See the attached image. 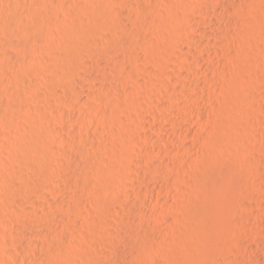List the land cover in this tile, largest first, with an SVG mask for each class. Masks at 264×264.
<instances>
[{
  "label": "rangeland",
  "instance_id": "374dc122",
  "mask_svg": "<svg viewBox=\"0 0 264 264\" xmlns=\"http://www.w3.org/2000/svg\"><path fill=\"white\" fill-rule=\"evenodd\" d=\"M8 1L0 264H264V0Z\"/></svg>",
  "mask_w": 264,
  "mask_h": 264
},
{
  "label": "bare ground",
  "instance_id": "6f19581e",
  "mask_svg": "<svg viewBox=\"0 0 264 264\" xmlns=\"http://www.w3.org/2000/svg\"><path fill=\"white\" fill-rule=\"evenodd\" d=\"M1 1H2V0H1ZM13 1H14V0H13ZM16 1H18V0H16ZM16 1H15V2H16ZM19 1H20V0H19ZM19 1H18V2H19ZM49 1H50V0H49ZM7 2H9V1L7 0ZM15 2H14V3H15ZM10 3H11V2H10ZM46 3L49 4V2H46ZM2 4H3V3H2ZM12 4H13V2H12ZM48 4H46V6H47ZM10 5H11V4H10ZM10 5H9V7H10ZM14 5H15V4H14ZM16 5H18V4H16ZM24 5H25V4H24ZM52 5H53V4H52ZM5 7H6V6H5ZM11 7H12V6H11ZM19 7H20V6H19ZM21 7H22V6H21ZM16 8H18V7H16ZM47 8H48V7H47ZM10 9H11V8H10ZM14 9H15V8H14ZM21 9H22V8H21ZM52 9H53V8H52ZM1 10H3V9H1ZM16 10H17V9H16ZM18 10H19V9H18ZM4 11H5V10H4ZM20 11H21V10H20ZM0 12H1V11H0ZM21 12H22V11H21ZM33 12H34V11H33ZM16 13H17V12H16ZM50 13H51V11H50ZM113 13H114V12H113ZM51 14H52V13H51ZM89 14H90V13H89ZM2 15H3V14H2ZM2 15H1V17H3ZM6 15H8V13H7ZM39 15H40V14H39ZM47 15H48V14H47ZM105 15H107V14H105ZM109 15H110V14H108V18H110L113 14H112L110 17H109ZM19 16H20V15H19ZM23 16H25V15H23ZM113 16H114V15H113ZM115 16H117V15L115 14ZM120 16L122 17V15H120ZM9 17H10V16H9ZM14 17H15V16H14ZM34 17H35V16H34ZM37 17L39 18V16H37ZM41 17H44V16H41ZM46 17H47V16H46ZM82 17H83V16H82ZM6 18H8V17H6ZM21 18H22V17H21ZM49 18H50V17H49ZM94 18H95V17H94ZM114 18H116V17H114ZM123 18H125V17H123ZM2 19H3V18H2ZM10 19L12 20V18H10ZM15 19H18V21H19L20 18H15ZM24 19H27V18L25 17ZM31 19H32V18H31ZM103 19H104V18H102V20H103ZM5 20H6V19H5ZM8 20H9V19H8ZM13 20H14V19H13ZM36 20H37V19H36ZM41 20H42V19H41ZM44 20H45V19H44ZM48 20H49V19H48ZM102 20H101V21H102ZM112 20H113V19H112ZM115 20H116V19H114V21H115ZM117 20H118V18H117ZM125 20H126V19H125ZM129 20H130V19H129ZM21 21H22V20H21ZM24 21H25V20H24ZM32 21H33V20H32ZM37 21H38V20H37ZM96 21H97V20H96ZM101 21H100V22H101ZM107 21H108V19L106 20V22H107ZM109 21H110V20H109ZM118 21H119V20H118ZM118 21H117V22H118ZM2 22H3V21H2ZM11 22H12V21H11ZM13 22H14V21H13ZM28 22H29V21H28ZM34 22H35V20H34ZM44 22H45V21H44ZM92 22H93V21H92ZM98 22H99V20H98ZM112 22H113V21H112ZM117 22H116V23H117ZM120 22H122V21H120ZM124 22H125V21H124ZM9 23H10V22H9ZM30 23H31V22H30ZM108 23H109V22H108ZM1 24H2V23H1ZM15 24H18V23H15ZM21 24H22V23H21ZM24 24H25V23H24ZM109 24H110V23H109ZM111 24H112V23H111ZM27 25H28V24H27ZM29 25H30V24H29ZM29 25H28V26H29ZM46 25H47V24H46ZM88 25H89V24H87V26H88ZM115 25H116V24H115ZM115 25H114V27H116ZM117 25H119V23H117ZM121 25H122V24H121ZM121 25L118 26L119 29L122 28V27H124V26H127V25H125V23H124V26H121ZM89 26H91V25H89ZM89 26H88V27H89ZM95 26H96V25H95ZM104 26L107 27V23H106V25L104 24ZM104 26H103V27H104ZM39 27H40V26H39ZM53 27H54V26H53ZM91 27H92V26H91ZM105 27H104V28H105ZM2 28H3V27H2ZM4 28H5V27H4ZM18 28H19V27H18ZM25 28H26V26H25ZM28 28H29V27H28ZM28 28H27L26 30H28ZM30 28H31V27H30ZM32 28H34V27H32ZM15 29H17V28H15ZM23 29H24V27H23ZM122 29H123V28H122ZM3 30H4V29H3ZM33 30H34V29H33ZM91 30H92V29H91ZM97 30H98V29H97ZM97 30H95V31H97ZM112 30H113V29H112ZM134 30H135V28H134ZM10 31H11V30H10ZM21 31H22V30H20V32H21ZM48 31H49V30H48ZM98 31H99V30H98ZM100 31L102 32L101 29H100ZM105 31H106V30H105ZM116 31H117V30H116ZM6 32H7V31H6ZM136 32H137V31H136ZM3 33H4V31H3ZM17 33H18V32H17ZM23 33H24V31H23ZM94 33H95V32H94ZM94 33H93V34H94ZM10 34H11V32H10ZM90 34H91V33H90ZM95 34H96V33H95ZM14 35H15V34H14ZM88 35H89V33H88ZM2 36H3V35H2ZM31 36H33V35H31ZM36 36H37V35H36ZM36 36H35V37H36ZM109 36H110V35H109ZM9 37H10V36H9ZM9 37H8V38H9ZM11 37H13V38H11V39H14V36H11ZM89 37H90V36H89ZM97 37H98V36H97ZM132 37H133V36H132ZM136 37H137V35H136ZM38 38H39V37H38ZM86 38H87V37H86ZM91 38H92V37H91ZM93 39H94V38H93ZM93 39H92V40H93ZM108 39H109V38H108ZM3 40H4V39H3ZM9 40H10V39H9ZM92 40H91V41H92ZM2 42H3V41H2ZM8 42H9V41H8ZM10 42H11V41H10ZM93 42H94V40H93ZM98 42H100V41H98ZM142 42H143V41H142ZM89 43H90V42H89ZM4 44H5V43H4ZM13 44H14V43H13ZM13 44H12V45H13ZM17 44H18V43H17ZM20 44H21V42H20ZM96 44H97V43H96ZM98 44H99V43H98ZM10 45H11V44H10ZM15 45H16V44H15ZM23 45H24V44H23ZM73 45H74V44H73ZM143 45H144V43H143ZM6 46H7V45H6ZM13 46H14V45H13ZM13 46H12V47H13ZM19 46H20V45H19ZM141 46H142V45H141ZM17 47H18V46H17ZM73 47H75V46H73ZM79 47H80V46H79ZM3 48H4V47H3ZM7 48H8V47H7ZM9 48H10V47H9ZM19 48H21V47H19ZM19 48H18V50H19ZM96 48H97V47H96ZM24 49H25V47H24ZM24 49H23V52H24ZM73 49H74V48H73ZM82 49H83V48H81V50H82ZM121 49H122V48H121ZM4 50H5V49H4ZM7 50H8V49H7ZM9 50H10V49H9ZM64 50H65V49H64ZM74 50H75V49H74ZM74 50H73V51H74ZM73 51L70 50V52H73ZM78 51H80V50H78ZM87 51H88V50H87ZM91 51H92V50H91ZM4 52H5V51H4ZM8 52H9V51H8ZM8 52H7V53H8ZM12 52H13V50H12ZM16 52H17V48H16ZM18 52H19V51H18ZM20 52L22 53V51H20ZM75 52H77V51L75 50L74 53H75ZM89 52H90V50H89ZM1 53H2V52H1ZM66 53H67V51H66ZM66 53H64V54H66ZM68 53H69V52H68ZM68 53H67V54H68ZM95 53H96V51H95ZM5 54H6V53H5ZM8 54H9V53H8ZM12 54H13V53H12ZM14 54H15V53H14ZM19 54H20V53H19ZM70 54L72 55V58H73V54H72V53H70ZM70 54H69V55H70ZM2 55H3V53H2ZM69 55H67V58H68ZM9 56H11V55L9 54ZM9 56H7V54H6L5 57H9ZM76 56H77V54H76ZM2 57H3V56H2ZM23 57H24V56H23ZM74 57H75V56H74ZM65 58H66V57H65ZM40 59H41V58H40ZM79 59H80V56H79V58H78V62L81 61V60H79ZM19 60H20V58H19ZM64 60H65V59H64ZM68 60H69V59H68ZM74 60H75V59L73 58V60H70V61L73 62ZM76 60H77V58H76ZM6 61H7V60H6ZM6 61H5V62H6ZM21 61H22V59H21ZM40 61H41V60H40ZM0 62H1V61H0ZM62 62H63V61H62ZM64 62H65V61H64ZM75 62H76V61H75ZM75 62H74V63H75ZM3 63H4V62H3ZM3 63H2V65H3ZM74 63H71V64L74 65ZM7 64H8V63H7ZM42 64H43V63H42ZM68 64H69V63H68ZM83 64H84V63H83ZM83 64H82V65H83ZM8 65H9V64H8ZM10 65H11V64H10ZM76 65H77V64H76ZM79 65H81V63H80ZM12 66H13V65H12ZM12 66H11V67H12ZM69 66L72 67V65H69ZM69 66H67V64H66V66H64V67H69ZM7 67H8V66H7ZM74 67H75V65H74ZM65 69H66V68H65ZM74 69H75V68H74ZM9 70H11V68H10ZM68 71H69V70H68ZM68 71H67V72L65 71V72H66V73H69ZM73 71H74V70H73ZM73 71H71V73H73ZM12 72H13V71H12ZM66 73H65V75H66ZM74 73H75V72H74ZM30 85H31V84H30ZM31 86H32V85H31ZM31 88H32V87H31ZM33 88H34V87H33ZM33 90H34V89H33ZM17 93H18V92H17ZM12 122H13V121H12ZM7 123H8V122H7ZM14 127H15V125H14ZM36 139H37V138H36ZM33 141H34V140H33ZM29 142H30V141H29ZM33 143H34V142H33ZM25 144H26V143H25ZM18 145H19V144H18ZM27 146H29V145H27ZM20 147H21V146H20ZM25 147H26V145H25ZM37 147H38V146H37ZM19 149H20V148H19ZM30 149H31V148H30ZM33 151H34V150H33ZM37 152H39V151H37ZM41 152H43V151H41ZM23 153H24V152H23ZM27 153H28V152H27ZM23 155H24V154H23ZM40 155H41V154H40ZM46 155H47V154H46ZM28 156H29V154H28ZM33 156H34V155H33ZM41 156H42V155H41ZM44 156H45V155H44ZM30 157H31V156H30ZM35 157H36V156H35ZM33 158H34V157H33ZM37 158H38V156H37ZM27 159H28V158H27ZM34 159H35V158H34ZM41 160H42V159H41ZM47 162H48V161H47ZM29 163H30V162H29ZM5 164H6V163H5ZM26 164H27V163H26ZM52 164H53V163H52ZM35 165H36V164H35V162H34V166H35ZM37 165H38V163H37ZM28 166H29V165H28ZM6 167H7V166H6ZM34 168H35V167H34ZM37 168H38V167H37ZM37 168H36V169H37ZM32 169H33V167H32ZM7 170H8V168H7ZM16 170H17V169H16ZM27 170H28V169H27ZM33 170H35V169H33ZM20 172H21V170H20ZM24 172H25V171H24ZM31 173H32V172H31ZM38 173H39V172H38ZM20 174H21V173H20ZM16 175H17V174H16ZM40 175H41V174H40ZM21 176H22V175H21ZM29 176H30V174H29ZM31 176H32V175H31ZM33 176H34V175H33ZM33 176H32V177H33ZM26 177H27V176H26ZM29 178H30V177H29ZM37 180H38V179H37ZM39 180H40V179H39ZM24 181H25V180H24ZM27 181H29V180H27ZM27 181H26V182H27ZM35 181H36V180H35ZM30 183H31V182H30ZM14 184H15V183H14ZM22 184H23V183H22ZM32 184H33V183H32ZM11 185H13V184H11ZM16 185H17V184H16ZM20 185H21V184H20ZM30 185H31V184H30ZM36 185H37V184H36ZM13 186H14V185H13ZM17 186H19V185H17ZM23 186H24V185H23ZM10 187H11V186H10ZM14 187H15V186H14ZM14 187H13V188H14ZM26 187H27V186H26ZM32 187H33V186H32ZM20 189H23V188L21 187ZM26 189H27V188H26ZM21 192H22V191H21ZM22 193H23V192H22ZM11 194H12V193H11ZM16 197H17V196H16ZM16 197H15V198H16ZM10 201H11V200H10ZM17 202H18V201H17ZM50 240H51V239H50ZM50 240H49V241H50ZM49 241H48V243H50ZM51 241H52V240H51ZM52 243H53V242H52ZM55 243H56V242H55ZM50 245H51V243H50ZM55 245H56V244H55ZM48 247H49V246H48ZM52 247H53V246H52ZM49 248H50V247H49ZM53 248H56V247H53ZM50 250H51V249H50Z\"/></svg>",
  "mask_w": 264,
  "mask_h": 264
}]
</instances>
